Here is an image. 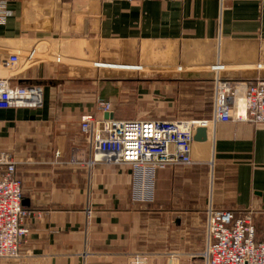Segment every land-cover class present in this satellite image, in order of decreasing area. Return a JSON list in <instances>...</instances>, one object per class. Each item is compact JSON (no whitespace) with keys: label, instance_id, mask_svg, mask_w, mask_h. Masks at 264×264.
I'll return each mask as SVG.
<instances>
[{"label":"crops","instance_id":"1","mask_svg":"<svg viewBox=\"0 0 264 264\" xmlns=\"http://www.w3.org/2000/svg\"><path fill=\"white\" fill-rule=\"evenodd\" d=\"M0 4L8 13L0 22V57L20 58L0 76L42 91L38 107L0 110V154L17 163L22 207L31 214L20 258L0 264H127L135 255L194 264L209 206L254 211L262 237L264 125L209 126L207 142L193 145V165L136 172L79 164L86 159L79 124L96 113V96L110 101L115 120H209L214 73L264 80V0ZM33 48L42 59L24 66ZM151 71L168 76L127 74ZM128 93L133 100H121Z\"/></svg>","mask_w":264,"mask_h":264},{"label":"built area","instance_id":"2","mask_svg":"<svg viewBox=\"0 0 264 264\" xmlns=\"http://www.w3.org/2000/svg\"><path fill=\"white\" fill-rule=\"evenodd\" d=\"M7 16L4 4H0V22ZM41 59L38 48H33L24 55L23 63L31 66ZM55 61L59 62L60 58ZM19 64V55L0 57L2 72H12ZM212 82L211 117L203 121L104 120L98 115L111 114L113 106L110 101L96 96V113L80 118L79 131L86 159L79 164L89 170L98 165L130 166L136 172L191 166L197 128L207 129L230 121L264 125V80H229L217 71ZM41 98L40 88L12 86L8 77L0 76V110L38 107ZM240 103L243 114L239 110ZM72 162L77 160L73 158ZM16 166L10 154H0V260L8 262L20 258V247L28 235L24 222L31 215L22 207ZM255 218L252 210H216L209 206L205 211V246L199 256L202 264H264V233L257 238ZM147 258L135 255L127 264H145ZM170 259L172 264H182L178 256Z\"/></svg>","mask_w":264,"mask_h":264},{"label":"rangeland","instance_id":"3","mask_svg":"<svg viewBox=\"0 0 264 264\" xmlns=\"http://www.w3.org/2000/svg\"><path fill=\"white\" fill-rule=\"evenodd\" d=\"M118 73L117 72H111V76H116ZM128 75L130 76H137L138 78H142V79H145V78H149L150 76L151 77H156V78H159L161 76V78H165L164 76H168V74H157V73H127ZM150 77V78H151ZM131 91V90H129ZM121 97V100H133V95H131V93H128L126 95H122L120 96ZM126 98V99H125ZM173 255H167V256H161V255H149L147 256V261L145 262V264H172V261H171V257ZM194 264H202L201 260L198 258L195 260V263Z\"/></svg>","mask_w":264,"mask_h":264},{"label":"water","instance_id":"4","mask_svg":"<svg viewBox=\"0 0 264 264\" xmlns=\"http://www.w3.org/2000/svg\"><path fill=\"white\" fill-rule=\"evenodd\" d=\"M104 120H112L113 115L112 114H104ZM207 129L206 128H197L194 134L193 141L195 143H205L207 142ZM23 204V202H22Z\"/></svg>","mask_w":264,"mask_h":264},{"label":"bare ground","instance_id":"5","mask_svg":"<svg viewBox=\"0 0 264 264\" xmlns=\"http://www.w3.org/2000/svg\"><path fill=\"white\" fill-rule=\"evenodd\" d=\"M134 70H138L139 68L138 67H135V68H133Z\"/></svg>","mask_w":264,"mask_h":264}]
</instances>
